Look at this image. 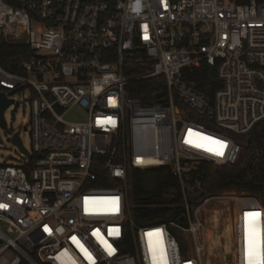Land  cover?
<instances>
[{"label":"built area","instance_id":"built-area-1","mask_svg":"<svg viewBox=\"0 0 264 264\" xmlns=\"http://www.w3.org/2000/svg\"><path fill=\"white\" fill-rule=\"evenodd\" d=\"M0 39L30 48L21 72L0 65V92L23 93L32 142L23 163H0V264H203L197 234L214 198L234 206L232 264H248L247 227L264 250L258 196L187 201L196 165L235 163L241 137L264 120V2L0 0ZM129 62L146 71L128 76ZM203 62L221 82L212 98L184 79ZM148 76L164 89L143 104L127 86ZM157 166L178 177L187 226L134 220L132 169Z\"/></svg>","mask_w":264,"mask_h":264},{"label":"trees","instance_id":"trees-1","mask_svg":"<svg viewBox=\"0 0 264 264\" xmlns=\"http://www.w3.org/2000/svg\"><path fill=\"white\" fill-rule=\"evenodd\" d=\"M240 1L248 2L249 0ZM257 1L264 2V0ZM27 56H30V48L26 43L0 39V65L6 70L21 72L17 62ZM125 70L128 76H135L146 71L145 66L142 67L140 62H129ZM184 79L208 98H212L214 92L221 86L217 68L205 62L199 67L185 69ZM163 85L162 77L148 76L144 79L134 77L127 87L129 96L140 98L144 104L147 103L146 97L163 90ZM183 108L185 109L184 106ZM189 115L195 118L192 114L189 113ZM198 120L211 125L204 119ZM241 139L243 141L242 155L235 163L222 165L203 160L196 165L190 184L194 185L196 181L199 184L193 191L187 193L190 206L200 205L206 197L226 191L256 195L264 204V120L256 124ZM131 174L132 216L139 225L181 222L182 216H185V221L181 224L188 225L185 198L180 189V181L168 166H157L148 170L134 168ZM106 185L113 186L114 183L108 181ZM170 227L174 234L179 232L175 226L170 225ZM183 250L186 251V245H183ZM20 264L31 263L23 260Z\"/></svg>","mask_w":264,"mask_h":264},{"label":"rangeland","instance_id":"rangeland-1","mask_svg":"<svg viewBox=\"0 0 264 264\" xmlns=\"http://www.w3.org/2000/svg\"><path fill=\"white\" fill-rule=\"evenodd\" d=\"M15 102L11 103L5 111V119L9 128L20 129L21 140L26 149H30L32 142L28 130L24 127L27 126L30 119L29 103L24 102L23 93H11ZM27 94V92L25 93ZM70 118H73L70 116ZM12 154L13 158L10 163L19 164L23 163L26 159L23 156L24 152L19 145L11 140V133L9 134L6 129L0 125V163H4V158ZM151 187L153 185H150ZM238 192V191H237ZM234 215V206L232 201L226 198H214L202 205L203 227L197 234L198 242L204 243V253L201 257L203 264H232V220ZM250 228H246L245 240L249 243ZM182 235L179 236L178 235ZM177 239L183 245H186L191 251L194 250L195 242H193L192 235H188L187 240L185 232L179 230Z\"/></svg>","mask_w":264,"mask_h":264},{"label":"water","instance_id":"water-1","mask_svg":"<svg viewBox=\"0 0 264 264\" xmlns=\"http://www.w3.org/2000/svg\"><path fill=\"white\" fill-rule=\"evenodd\" d=\"M163 93H159V95H162ZM15 102V99L12 97H8L7 94L5 92H0V125H2L6 131L10 134L12 131V128H9V126L7 125L6 119H5V111L7 109V107L11 104ZM25 129H27V127H24ZM11 140L12 142H14L15 144L19 145V147L21 148V150L24 153H27V150L21 140L20 137V130H17L14 134H12L11 136ZM11 157V154H9L8 156H6V160H9ZM181 222L185 221V216H182L180 218Z\"/></svg>","mask_w":264,"mask_h":264},{"label":"snow or ice","instance_id":"snow-or-ice-1","mask_svg":"<svg viewBox=\"0 0 264 264\" xmlns=\"http://www.w3.org/2000/svg\"><path fill=\"white\" fill-rule=\"evenodd\" d=\"M223 147V143L216 141ZM217 154H223L222 151H218ZM259 215V214H253ZM248 264H264V250L261 249L257 231L255 227H253L250 231L249 237V245H248Z\"/></svg>","mask_w":264,"mask_h":264}]
</instances>
